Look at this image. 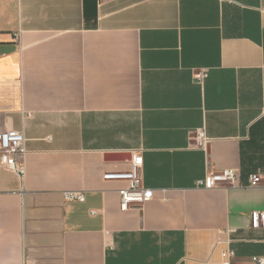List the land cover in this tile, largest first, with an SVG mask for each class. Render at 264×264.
Returning <instances> with one entry per match:
<instances>
[{
  "label": "crops",
  "instance_id": "crops-1",
  "mask_svg": "<svg viewBox=\"0 0 264 264\" xmlns=\"http://www.w3.org/2000/svg\"><path fill=\"white\" fill-rule=\"evenodd\" d=\"M8 130L24 132L28 154L23 179L0 168V264H221L227 249L254 264L264 0H0ZM133 152L154 197L123 211L128 183L104 176L128 171ZM226 169L236 186L196 189Z\"/></svg>",
  "mask_w": 264,
  "mask_h": 264
},
{
  "label": "built area",
  "instance_id": "built-area-1",
  "mask_svg": "<svg viewBox=\"0 0 264 264\" xmlns=\"http://www.w3.org/2000/svg\"><path fill=\"white\" fill-rule=\"evenodd\" d=\"M221 2H233V0H220ZM205 75L200 74L199 79ZM27 139L24 132L8 130L0 133V168L8 169L23 179L26 175V156L28 149ZM194 147L206 150L210 139L207 137L204 129L196 131L193 135ZM144 159L139 152H133L131 155L130 168L126 172L107 173L106 180L126 181L128 186L121 191V209L128 211L136 206H143L154 197V191L143 185L142 169ZM237 171L226 169L219 172H211L196 182V189H218L220 187H234L237 184ZM261 185L259 175L250 177V186L258 187ZM67 201H85L84 192L68 191L64 193ZM251 223L254 229H264V211H255L251 215ZM235 229H227L226 234H234ZM234 253L227 249L223 252V261L221 264H232ZM254 264H264V257H253Z\"/></svg>",
  "mask_w": 264,
  "mask_h": 264
},
{
  "label": "water",
  "instance_id": "water-1",
  "mask_svg": "<svg viewBox=\"0 0 264 264\" xmlns=\"http://www.w3.org/2000/svg\"><path fill=\"white\" fill-rule=\"evenodd\" d=\"M122 156L121 155H115L114 157H112V160H121L120 158H121Z\"/></svg>",
  "mask_w": 264,
  "mask_h": 264
}]
</instances>
